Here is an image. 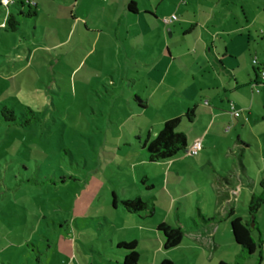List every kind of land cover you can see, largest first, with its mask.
<instances>
[{
    "label": "rangeland",
    "instance_id": "374dc122",
    "mask_svg": "<svg viewBox=\"0 0 264 264\" xmlns=\"http://www.w3.org/2000/svg\"><path fill=\"white\" fill-rule=\"evenodd\" d=\"M63 5L62 0L44 2L35 22L19 18V29L9 32L1 24L16 8H6L0 0V110L6 107L17 117L15 123L6 122L0 111V264H122L117 241L138 234V264H157L164 250L156 253L163 236L155 225L166 217L164 221H174L177 211L167 212L164 191L146 189L164 167L148 162L135 138L142 142L148 131L156 130L157 123L176 111L178 99L167 95L163 105L156 98L139 114L134 92L145 89L138 83L132 88L123 74L150 68L159 43L133 46L138 41L122 37L109 46H90L85 33L83 40L77 41V34L68 40L71 16ZM150 34L155 39L157 31ZM63 38L67 41L61 44ZM27 119L29 125L24 124ZM151 196L157 198L154 217L139 219L120 205ZM211 204L204 213L225 229L224 208ZM186 205L175 208L190 216ZM234 210L238 217H248L247 206ZM195 215L200 223L196 208ZM254 219L259 232L252 235L261 240V250L241 261L239 247L226 233L214 264L219 258L228 264H264V204ZM189 245L184 262L201 264L192 252L194 242Z\"/></svg>",
    "mask_w": 264,
    "mask_h": 264
},
{
    "label": "crops",
    "instance_id": "0c3cea01",
    "mask_svg": "<svg viewBox=\"0 0 264 264\" xmlns=\"http://www.w3.org/2000/svg\"><path fill=\"white\" fill-rule=\"evenodd\" d=\"M33 1L39 17L43 13L42 3L61 0ZM62 2L65 6L60 8L69 9L71 16L67 23L68 40L75 34L77 41L83 40L85 33V41L90 46H109L122 37L124 41H138L131 43L133 46L159 43L160 49L151 54L150 68L123 74L132 88L138 83L145 89L134 92L139 114H145L156 98L163 105L168 102L167 95L178 99L176 111L170 112L169 117L157 123L156 130L148 131L146 136L152 138L165 121L179 118L176 129L184 134L188 147L200 140L202 149L195 155L185 151L172 159L156 162L164 168L154 181V187L164 191L169 205L167 212L175 209L177 212L174 221L166 222V217L155 229L164 223L183 231L180 245L169 251L163 249V240H159L156 253L162 249L164 253L157 264L163 260L186 264L183 250L191 248L190 242H194L192 252L198 255L196 261L214 264L215 255L222 250L221 239L226 233L231 235L229 221L225 220L228 211L233 210L235 216L236 206H247L252 198H264L260 185L264 180V82L260 77V70L264 69V0ZM171 16L176 20L166 24L163 20ZM152 30L157 31L155 39L148 38ZM121 31H124L123 36ZM132 32L142 39H133ZM65 41L63 38L61 44ZM160 65L163 69L158 70ZM230 106L240 111L239 117L231 114ZM180 126L183 129L179 130ZM183 202L187 210L191 206L190 216L180 215L181 208H175ZM211 203L224 208L221 215L227 224L225 229L213 221L202 222L200 216L210 220L204 206ZM156 205L157 202L152 216L141 214L139 219L154 217ZM195 208L202 226L197 223ZM191 220L196 222V229H190ZM141 236L118 240L116 245L134 242L137 247ZM216 262L225 261L219 258Z\"/></svg>",
    "mask_w": 264,
    "mask_h": 264
},
{
    "label": "trees",
    "instance_id": "16d2710c",
    "mask_svg": "<svg viewBox=\"0 0 264 264\" xmlns=\"http://www.w3.org/2000/svg\"><path fill=\"white\" fill-rule=\"evenodd\" d=\"M16 9L15 13H8L5 17L2 27L9 32H16L20 27V19L24 20H36L38 17L35 2L33 0H28L26 3L15 0L12 4ZM7 8V7H6ZM131 9V6H130ZM1 115L6 122L15 123L17 120L16 115L13 110H10L6 107L1 108ZM28 111L33 115L34 113L28 109ZM25 125L30 124V120L27 119L24 122ZM179 124V118L171 119L165 121L160 131L157 135L150 138L145 136V139L141 142L140 137L135 139L139 142L141 149H144L146 152V157L149 162H159L164 160H169L176 157L178 154L185 152L188 148L186 137L183 133L176 131V128ZM23 126V125H22ZM202 149V148H201ZM147 177L140 179L142 184L147 183ZM261 187L264 190V180L261 182ZM154 187V184H147L146 189L149 190ZM155 198L150 197L149 201H143L141 198L136 197L131 200H124L120 202V205L124 212L130 214H145L147 216H152L155 210ZM116 200L114 196L113 205L115 206ZM264 203L263 197L252 198L247 204L248 217L242 219L235 217L233 210L228 211L225 216V220L229 221L230 233L232 240L239 247L240 253L238 255L239 260H245L246 258L254 255L257 251L261 250V240H255L253 238L252 232L254 230L258 231V228L255 223V215L261 205ZM204 224L212 222L214 219L205 220L200 216ZM251 223L254 227H251ZM190 229H196L197 224L195 221L191 220ZM158 232L163 236V249L169 251L176 248L180 245L183 238V231L180 227L168 224H160L157 226ZM116 249L120 251L122 255V264H137L138 263V254L136 252V246L134 242H120L116 245ZM240 261H236L233 264H240ZM159 264H172L169 260H163ZM218 264H228L226 262H219Z\"/></svg>",
    "mask_w": 264,
    "mask_h": 264
},
{
    "label": "built area",
    "instance_id": "2783aa9c",
    "mask_svg": "<svg viewBox=\"0 0 264 264\" xmlns=\"http://www.w3.org/2000/svg\"><path fill=\"white\" fill-rule=\"evenodd\" d=\"M15 0H1V4L4 6V7H8L10 4H12ZM176 20V17L175 16H171L169 18H165L163 21L166 23V24H169V23H172L173 21ZM3 26V25H1ZM253 63H256V61L254 60ZM260 77L262 79V81L264 82V69L260 70ZM230 111H231V114L237 118L239 117L240 115V111L239 110H236L233 106H230ZM202 148V143L200 140H196L193 142V144L187 148V153L190 154V155H195L197 154Z\"/></svg>",
    "mask_w": 264,
    "mask_h": 264
}]
</instances>
